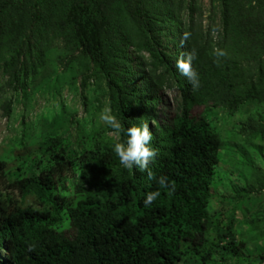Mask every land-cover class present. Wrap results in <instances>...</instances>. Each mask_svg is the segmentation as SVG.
Wrapping results in <instances>:
<instances>
[{
    "label": "trees",
    "instance_id": "16d2710c",
    "mask_svg": "<svg viewBox=\"0 0 264 264\" xmlns=\"http://www.w3.org/2000/svg\"><path fill=\"white\" fill-rule=\"evenodd\" d=\"M57 3L64 13L54 18ZM67 3L0 0V46L5 30L21 38L3 60L7 84L26 85L43 60L44 31L57 19L62 25L53 31L68 34L88 61L80 87L91 77L104 80L109 114L121 130L97 128L90 115L66 144L67 135L45 120L36 146L24 143L23 132L10 159L0 156V264H228L247 257L257 237L235 232L231 218L223 222L208 210L223 146L213 118L264 101V0ZM185 31L191 36L182 46ZM193 49L195 91L176 68ZM214 49L228 55L217 63ZM1 107L10 116L11 101ZM145 123L158 150L152 171L167 177L169 188L125 168L113 150L126 143L128 127ZM239 133L264 141V121L248 116ZM255 181L264 196V178ZM249 185L235 186L232 196L243 212L256 200ZM153 191L160 196L146 207Z\"/></svg>",
    "mask_w": 264,
    "mask_h": 264
},
{
    "label": "rangeland",
    "instance_id": "374dc122",
    "mask_svg": "<svg viewBox=\"0 0 264 264\" xmlns=\"http://www.w3.org/2000/svg\"><path fill=\"white\" fill-rule=\"evenodd\" d=\"M64 7L69 0H58ZM207 4V0H203ZM64 9L58 5L54 7V18L62 16ZM57 19L52 20L51 29L43 44V60L35 71L29 74L25 86L18 90L7 84V76L2 72L3 60L10 55L12 46L21 38L14 36L10 30L4 33L0 46V156L10 159L13 150L18 149V142L25 132L24 143L37 145L40 134L44 133L42 123L52 122L57 133L66 134V144L72 142L73 136L79 130L77 122L89 124L92 115V124L100 128L107 124L100 117L106 111L107 97L104 80L91 77L85 88L80 87L82 73L88 61L81 56L69 39V35L55 31ZM14 37V38H13ZM82 91V92H81ZM10 100V116L4 113L1 104ZM214 117V125L219 130L223 146L219 152V162L215 167L214 184L216 196L208 206L214 218L226 221L231 218L234 231L247 232L257 237L245 248V258H227L228 264H264V196L257 189L256 177L264 178V141H246L239 130L244 120L250 116L264 121V101L246 104L241 112L229 115L220 110ZM70 119L72 124H70ZM24 127H23V125ZM47 125V124H46ZM72 126L70 130L68 128ZM47 128V126H45ZM108 136L115 138L116 132L109 131ZM18 140V142H17ZM35 144V145H34ZM248 160L252 166L248 167ZM17 174L19 170L13 168ZM32 169L24 168L29 172ZM258 171V172H257ZM252 183L251 193L254 204H248L243 212L240 201L233 199L235 186L247 189ZM257 226L260 230L256 231Z\"/></svg>",
    "mask_w": 264,
    "mask_h": 264
},
{
    "label": "clouds",
    "instance_id": "9594fccd",
    "mask_svg": "<svg viewBox=\"0 0 264 264\" xmlns=\"http://www.w3.org/2000/svg\"><path fill=\"white\" fill-rule=\"evenodd\" d=\"M215 32V29H213ZM191 34L185 31L181 37V45L183 46L189 39ZM228 55L226 50L214 49L213 56L216 62H220V58ZM196 58L195 50L187 52L186 56L182 55L176 62V68L182 73L193 86V90L200 87V80L198 73L194 70L192 61ZM113 130L120 131L121 124L116 120L114 115L106 111L100 117ZM126 143H116L114 145V152L119 157L120 163L127 169L131 170L133 167L140 172L146 173L149 181H156L161 188H169L168 179L165 176L157 178L152 171L151 164L155 161L158 150L151 146L153 140V133L150 131L149 124L145 123L141 126H131L126 130ZM175 191V185L170 187L171 192ZM160 196L159 191L149 192L144 199V205L147 207L151 205Z\"/></svg>",
    "mask_w": 264,
    "mask_h": 264
}]
</instances>
